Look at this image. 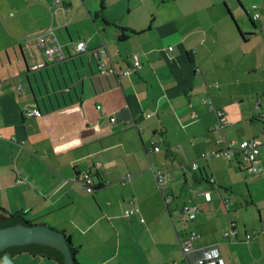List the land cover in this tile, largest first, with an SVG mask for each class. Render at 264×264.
<instances>
[{"label": "crops", "instance_id": "obj_1", "mask_svg": "<svg viewBox=\"0 0 264 264\" xmlns=\"http://www.w3.org/2000/svg\"><path fill=\"white\" fill-rule=\"evenodd\" d=\"M176 1L157 0L169 7L148 9L149 22L134 25L123 16L135 15L137 5L154 0H125V8L114 12L110 8L120 0H62L56 5L0 0V207L9 213L23 210L28 220L61 229L80 247L78 264H122L127 258H138L137 264H197L201 250L209 247L218 249L225 264H264V179L258 177V200L251 192V198L235 200L227 197L232 191L226 193L220 172L232 166V159L247 170L230 137L246 113L243 93L251 88L236 89L240 100L233 110L219 101L223 93L235 91L223 89L232 82L224 79L236 72L237 84L246 87L257 79L248 75L250 80L240 82L238 73L256 68L260 87L252 93H259L262 106L264 50L251 48L249 38L257 32L244 28V22L259 29L264 42V0H182L193 4L185 11L174 6ZM155 16L158 42L149 34L156 31ZM183 19L194 24V34L183 32ZM120 35L126 38L119 40ZM40 37L52 40L57 50L45 54ZM80 40L86 50L77 55ZM123 44L131 46L128 56L121 52ZM213 48L219 61L230 52L231 64H208ZM100 49L104 53L94 57L92 50ZM136 58L141 67L133 69ZM39 62L46 66L33 70ZM210 81H220L219 86ZM30 107L41 116H27ZM263 115L260 136L255 129L238 130L241 140L259 141L264 165ZM226 146L233 149L229 158L213 155ZM159 170L170 180L166 185L154 175ZM97 172L106 182L89 192L84 178ZM250 173L248 181L257 178ZM169 195L173 199L168 202ZM130 200L139 211L126 216ZM185 204L199 209L190 220L195 228L177 229L174 221L182 220L179 211ZM229 229L236 233L225 237ZM190 238L191 250L184 253L182 243ZM18 261L57 264L44 256L21 255ZM0 264L14 262L3 255Z\"/></svg>", "mask_w": 264, "mask_h": 264}, {"label": "rangeland", "instance_id": "obj_2", "mask_svg": "<svg viewBox=\"0 0 264 264\" xmlns=\"http://www.w3.org/2000/svg\"><path fill=\"white\" fill-rule=\"evenodd\" d=\"M122 1H123V3H121ZM124 2H125V0H120V2L118 4L112 5L109 12H114V9H116V8H125L126 5ZM158 3H157V0H154L153 3H148V5L146 6L147 8L144 6H142V8H141L140 6L137 5L136 10H134V11H136L135 15L123 16V18L125 19V21L129 20V22H134V25H137V24H135L136 22H138L140 24L141 23L146 24L147 22H149L148 18H150V15H148V18H147V10L148 9L153 10L154 12H157V10L161 8V10L159 12H161V11L164 12L165 7H162V6L166 5L169 7V5H167L166 3H162V2L159 4ZM174 6L179 7L182 11H185L186 7H192L193 4L190 1L183 2L182 0H177ZM182 8H184V9H182ZM195 8H197V4H195ZM189 10H191V9H189ZM63 16H65V15H63ZM67 17L69 18L68 15H67ZM155 17H156L155 21H154V17L152 18V24H153V26H156V31L153 30L152 33H149V34H151L153 42H158L160 40V38H157L155 36V34L159 33V26L157 25V23L159 22V19L157 16H155ZM193 17L194 16H191L190 18L192 19ZM210 17L211 16L208 14L207 20H209ZM247 21L244 22L246 25V26H244V28H247L248 30H250L251 33L257 32L255 34H253L252 36H250V38H249V40H250L249 44L251 45V48H253V49L255 48L256 51H258L260 49L264 50V42H263V36H262L261 32H259V29H254L251 26L249 20H247ZM182 22H185V25H186L183 27V32L184 33L191 32L192 34H194L195 30L191 29V28H193L194 24L191 23L190 20H188V19H185V20L183 19ZM229 24L231 25L232 28H235V24L233 21L229 20ZM78 27H82L81 23H78ZM108 30L111 33L114 29L111 27V28H108ZM62 32H63V34H65L64 30H62ZM74 38L75 39L77 38L76 35L74 36ZM113 43H116V41L114 40ZM259 43H260V46H259ZM124 45H125V49L122 50L121 52L128 56V51L131 48V46L129 44H123L122 46H124ZM157 48L160 50L162 48V45L157 47ZM202 51L206 52L205 49H203ZM237 51L238 50L235 49L234 54H236ZM213 53H214V55L212 57L213 61L207 62L208 64H210V65L211 64H219V63H223L224 65L231 64L230 61H231L232 57H231L230 52H229L228 56H225L221 61H219V58L215 55V49L214 48H213ZM226 58H228L229 61H226ZM207 59H209V57ZM251 63H252V61H251ZM251 63L247 64L245 61L244 64L249 65ZM258 72L259 71L255 68V69H252V71H249L248 73H245V74L241 73V72L238 73V74H241L243 76V77H241V76L238 77V80L240 82L244 78H245V80H250V78H247L248 75H250L251 79L252 78L257 79V80H255V82H250L246 87H244L245 83L241 82L240 84H237L236 72H235V77L232 75L228 79H224V80H228V81L232 80V82L228 85V87H227V85H224L225 87L223 86V89H235L234 94L223 93L220 100H219L220 103H225L226 107L229 110H233L235 108V105H237L239 103V100H240L239 94L240 93L237 92L236 89H244L247 87L251 88V89H245V90L250 91L251 93L246 92L244 90L245 92L243 93V97H248V101L246 103H243V105L246 107V113L240 115V118L234 123L235 124L234 129L232 130V134L230 137V139H235L237 143L241 140V138H243L241 133H240V130H238L239 128H243V132H244V130L252 131L255 129L253 132H255V133L257 132L258 136L261 135V132L258 129V124H259V122L262 121L261 115L264 114V101L262 102V106L258 107L256 97L259 96L258 95L259 93H257L256 95H254V93H252V92H255L256 88L260 87V82L258 81L260 79V77H259ZM210 82H212L211 84H215L214 85L215 87L219 86V83H220V81H218V82L217 81L216 82L210 81ZM201 97H203V96H201ZM201 97H199V100ZM205 99L211 101L208 98H205ZM254 120H258V121H254ZM234 148H237V145H235ZM221 157L225 158L224 156H221ZM225 159H227V158H225ZM239 159H240V157H239ZM240 160L242 163H244L242 158ZM231 165L232 166L230 168L228 167L224 170L223 169L220 170L221 174L223 175V178L227 182L226 193L228 194V193H230V191H232V193L230 195H227V197L234 198L235 200H242V199H246L247 197L251 198V194H250V192H251L253 197L258 200L260 198V195H259L258 190H257V188L259 187L258 177H260V178H262V177L257 174V178L252 179L251 181H248L249 175L252 176L254 174H251L250 172H248L247 170H244L243 168L239 169V167L237 166V161L234 159H232ZM260 181L264 182V180H260ZM178 182L179 181H176V183H178ZM198 186L195 185L196 190H197ZM201 196H204V195H201ZM248 209H249L248 211L250 212V214H252V215L255 214L253 208L250 207ZM245 215L247 216L248 213L243 214L244 217H245ZM256 216H257V214L253 218H256ZM33 220H35L37 222L38 219H33ZM174 222H175V225L177 226V229L179 227H182L185 229H187L188 227L189 228H195L194 223H192L191 221L179 220L178 222L177 221H174ZM37 223H39V221ZM253 223H256V219L254 220ZM171 229H172V231H175L173 225H171ZM121 237H123V234L121 235ZM143 239H144V241H141L142 244L144 246L148 245V240H146L147 237L144 236ZM137 257H138V254H137ZM138 262H139L138 258L136 260H133L130 258L122 260V264H137Z\"/></svg>", "mask_w": 264, "mask_h": 264}, {"label": "built area", "instance_id": "obj_3", "mask_svg": "<svg viewBox=\"0 0 264 264\" xmlns=\"http://www.w3.org/2000/svg\"><path fill=\"white\" fill-rule=\"evenodd\" d=\"M52 4L56 5L62 0H50ZM258 14L254 15V18H257ZM52 40H47L44 37L39 38V43L44 49L45 54L51 55L57 50V47L54 45H51L50 42ZM171 48V47H169ZM76 51H85V41L80 40L79 42L76 43L75 45ZM101 53H104V50H97L94 51L92 54L94 57H98ZM62 58V57H61ZM43 63H35L31 66L32 69L38 68L42 66ZM141 67L140 61L136 58L135 61L133 62V69H137ZM132 69H128L124 71V74H128ZM20 86L18 85V89ZM203 100V99H202ZM213 108V106H211ZM217 113L220 115L222 112L218 109ZM26 115L27 116H41V111L36 108V107H30L26 110ZM112 121H114V118H111ZM94 130H98L99 126L93 125ZM235 141L231 142V145H233ZM259 146L260 143L256 138H247L243 139L238 142L237 147L238 151L242 155L243 159L249 162V171L253 173H261L264 175V165L260 162L259 160ZM156 150H158V147H155ZM233 154V149L229 148V146H226L224 149H222L220 152H213V155L219 156V155H224L225 157H230ZM208 155V154H207ZM155 177L159 184L162 185V183L167 182L169 179L166 175V173L162 170H159L155 172ZM91 183V179L89 176H85L84 181H83V186L87 191H92L91 186L89 185ZM208 195V194H207ZM171 198H168L167 200L170 201ZM197 207L194 205H183L182 208L179 211V218L182 220H191L195 216V212L197 211ZM139 211V206L138 204L133 200L131 201V206L125 211L126 215L133 214L135 212ZM236 233L235 229H229L224 232V236L228 237L229 235H234ZM182 250L184 253H188L191 250V238L185 240L182 243ZM197 264H225L222 258L220 257V253L217 248H205L201 250V254L199 257L196 259Z\"/></svg>", "mask_w": 264, "mask_h": 264}, {"label": "water", "instance_id": "obj_4", "mask_svg": "<svg viewBox=\"0 0 264 264\" xmlns=\"http://www.w3.org/2000/svg\"><path fill=\"white\" fill-rule=\"evenodd\" d=\"M23 250L49 253L61 264H76L73 248L61 229L30 223L18 215L0 216V252Z\"/></svg>", "mask_w": 264, "mask_h": 264}, {"label": "trees", "instance_id": "obj_5", "mask_svg": "<svg viewBox=\"0 0 264 264\" xmlns=\"http://www.w3.org/2000/svg\"><path fill=\"white\" fill-rule=\"evenodd\" d=\"M251 20V23L253 24V20L252 19H250ZM235 26H236V30L239 32V34L242 36V37H244L245 35L239 30V28H238V26H237V24L235 23ZM126 38V36H123V35H120L119 37H118V39L119 40H124ZM86 50V49H85ZM95 50H92V53L94 52ZM85 51H77V55H81L82 53H84ZM63 60H65V58H63V59H58V60H56V61H63ZM133 65V64H132ZM46 65H45V63L42 65V66H40V67H38V68H35V69H40V68H42V67H45ZM35 69H33V70H35ZM138 69V68H137ZM239 155H240V159L242 158V160L244 161V163H246V164H244L245 166H246V168H247V170L249 171V162L248 161H246L245 159H243V157H242V155L240 154V152H239ZM259 156V155H258ZM260 160V159H259ZM261 162V161H260ZM237 166L239 167V169H241V166H240V163L239 162H237ZM249 172H251V171H249ZM253 173V172H252ZM255 174H259L263 179H264V175L263 174H261V173H255ZM89 176L91 177V183H89V185L91 186V188H92V191H94V190H96V189H98V188H101V187H103V185L105 184V180L103 179V176H102V174L100 173V172H97L95 175H92L91 173H89ZM124 177V176H123ZM122 177V178H123ZM168 177V176H167ZM94 178H95V180H94ZM201 179L202 178H200L199 177V181H201ZM169 179L167 180V182H165V183H162V185H166L167 183H169ZM209 182L210 183H212V182H214V178H209ZM161 185V184H160ZM90 192V191H89ZM168 198H171L170 199V201L173 199V197H172V195H169L166 199H168ZM131 201V200H130ZM129 201V202H130ZM168 201V200H167ZM169 202V201H168ZM187 205V204H186ZM131 206V203H130V205L127 207V209L129 208ZM126 209V210H127ZM125 210V211H126ZM125 211H124V214H125ZM199 211V209H197V211L195 212V216H194V218L196 217V215H197V212ZM26 212H24L23 210H20V211H17V212H14V213H9V212H7L4 208H2V207H0V216H11V215H18V216H20L21 218H23V219H25L26 221H28V222H30V223H35V220H28L27 218H26ZM126 215V214H125ZM129 215H131V214H129ZM126 216H128V215H126ZM193 218V219H194ZM193 219H191V220H193ZM186 221H190V220H186ZM66 239H68L69 240V243H70V247L71 248H73V250H72V254H73V257H74V259H75V261H76V264H78V262H77V260H76V257H75V255H76V252H78L79 251V249H80V247L79 246H74L72 243H71V241H70V238L68 237V236H66ZM3 255H6V256H8L10 259H11V261L13 260V262H14V264H21L18 260L20 259V256L21 255H27L28 257H42V256H44V257H47V258H50V259H52L53 261H55L57 264H61L60 263V261L58 260V258H56V257H54V256H52V255H50L49 253H44V252H38V251H28V250H23V251H19V252H11V251H2V252H0V262H1V258L3 257ZM19 258V259H18ZM18 259V260H17ZM15 260V261H14ZM23 264H25V263H23Z\"/></svg>", "mask_w": 264, "mask_h": 264}]
</instances>
